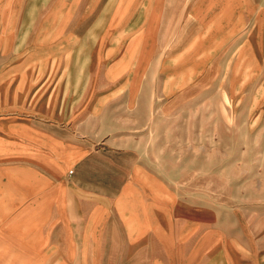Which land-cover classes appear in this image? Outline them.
I'll return each instance as SVG.
<instances>
[{
  "label": "crops",
  "instance_id": "0c3cea01",
  "mask_svg": "<svg viewBox=\"0 0 264 264\" xmlns=\"http://www.w3.org/2000/svg\"><path fill=\"white\" fill-rule=\"evenodd\" d=\"M79 48L90 63L99 48L103 70L72 71ZM0 64L12 88L5 110H30L19 99L29 90L47 112L46 133L5 153L16 159L7 170L17 184L6 186L25 202L23 224L38 215L41 254L59 264L227 263L214 213L140 161L193 91L217 84L236 111L264 110V0H0ZM72 79L91 82L81 95Z\"/></svg>",
  "mask_w": 264,
  "mask_h": 264
},
{
  "label": "rangeland",
  "instance_id": "374dc122",
  "mask_svg": "<svg viewBox=\"0 0 264 264\" xmlns=\"http://www.w3.org/2000/svg\"><path fill=\"white\" fill-rule=\"evenodd\" d=\"M89 50L79 48L77 63L71 66L81 77L101 72L105 65L98 62L99 48L94 49L93 61L87 62ZM4 66L0 64V70ZM64 82L72 88L78 85L82 95L91 81ZM101 82L92 83L97 88ZM5 83L0 81V264H59L61 258L51 254L50 249L46 255L40 253L41 228L36 212L24 225L25 202L15 187L6 186L17 184L13 169L7 170L16 160L5 154L9 143H22L24 136L46 133L44 126L49 123L41 116L47 112L34 110L43 107L37 104L42 96L39 91L29 90L19 99L23 100L20 106L30 110L7 112L5 108L13 106L12 88ZM183 104L182 108L189 104V110L171 114L169 127L157 129V142L142 148L144 157L140 162L173 185L175 195L214 213L222 240L229 248L227 263L223 260V264H264V110L236 111L228 89H220L217 84L205 93L193 91ZM95 115L100 117L101 112ZM92 130L95 135L102 134L101 128Z\"/></svg>",
  "mask_w": 264,
  "mask_h": 264
}]
</instances>
